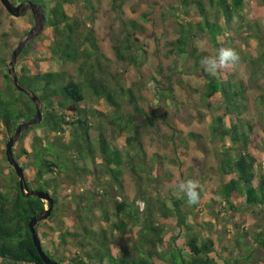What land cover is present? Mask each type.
<instances>
[{
	"label": "trees",
	"instance_id": "1",
	"mask_svg": "<svg viewBox=\"0 0 264 264\" xmlns=\"http://www.w3.org/2000/svg\"><path fill=\"white\" fill-rule=\"evenodd\" d=\"M11 1L14 3V0ZM31 1L43 8L45 25L52 31L53 38L48 46L50 54L71 62L76 68V78L62 71L36 72L30 61L20 64L16 70L18 81L37 95L42 110L41 122L25 129L17 140L24 138L34 128L42 127L55 135L64 134L66 127L70 129L69 141L60 145L61 148L55 147L53 151L51 140L42 142V138L34 135L31 151L21 147L15 157L18 162L21 155L32 157L30 162L36 168L38 178L35 181L38 184L36 189L48 191L54 200L51 214L36 225V230L45 221H52L56 216L58 202L55 194L58 184L52 187L50 183L57 182V178L44 176L45 174L65 172L62 167L66 168L67 164L76 166L77 173H85L84 170L88 169L85 166L86 161L94 162L98 153L105 168L104 172L109 177L107 184L97 181L93 183V188L86 191H80L74 186L70 194V201L74 203L70 228L56 229V220L52 221L53 226L46 227L52 232L54 229L57 231V245L60 251L57 246L48 248L52 241L50 240L48 245L39 235L44 252L58 264H155V259L165 264H218L215 254H212L215 252V241L210 236H201L200 232L195 230V219L193 223L188 219L190 214H195V209H199L201 199L198 205L193 206L184 205V196H172L167 202L168 199L162 198L159 193L154 196L145 193L139 185L137 196L132 201L117 200L111 195L112 191L122 196L123 168L130 171L137 184L143 180V175L150 174L145 170L147 159L140 138L142 126L136 117L144 114L149 125L153 123V118L164 115L156 113L155 110H152L151 116L146 115L138 103L137 92L140 83L134 82L125 86L121 83V74L109 70L110 59L101 52L94 27L91 25L95 19L93 1ZM121 1L123 0H110L112 9H119ZM180 2L186 10L190 5H194L200 19L191 16L189 21L188 12L184 11L187 18L182 16L181 22L177 23L176 35L165 43L168 47L166 56H190L192 72L198 68L201 70L203 85L197 90L200 100L209 108H214L213 103H218L217 107L223 110V115L213 116L209 125L211 136L222 142L217 153V171L222 179L210 199L214 213L238 211V199H242L248 208H264V175L257 176L255 173L257 140L252 133V123L242 117L247 108L243 79L237 75L234 67L222 70L216 76H209L200 65L205 53L197 51L191 44L192 39L202 33L213 47L214 55H217L221 48H234L240 54V61L247 63L250 75L255 80L257 74L264 73V30L260 29L257 23L250 24L246 18L243 10L248 0ZM262 2L264 7V0ZM71 4H74L77 10L69 14L65 6ZM145 17L146 14L141 16L142 19ZM245 25L248 29L246 35L255 39L259 48L256 55L249 53L247 44L241 49H236L232 43ZM122 27V36L111 34L112 51L119 63L124 62L138 70L144 67L145 62L139 55L145 52L141 47L143 43L137 45L139 39L135 33L142 32L143 28L134 19L127 20ZM27 45L23 47L17 64L27 53ZM139 51H142V54ZM7 67L8 60L0 56V71L6 81L4 87L0 88V123L4 127L6 138L14 132L20 122L30 119L35 113L34 103L17 90ZM159 72L160 66L157 69V73ZM150 76L156 83L154 90L161 101L175 97L171 75L165 76V82L155 80L151 74ZM86 91L94 100L103 99L110 110L103 112L87 105L81 106L80 103L86 99ZM69 105L76 110L67 112L65 109ZM224 115H234L235 121L227 126ZM104 124L112 126L113 141L114 133L127 134L124 139L125 150L112 143L106 135ZM93 125L98 130L95 140L97 150L89 134ZM189 134L191 137L196 136L194 132ZM225 138L229 143L224 142ZM130 150L133 151L132 154ZM62 151L67 153L65 157ZM4 179L10 184L4 186V189L0 186V264H45L32 242L28 221L32 216L39 214L45 203H48L36 196L22 194L15 173ZM72 180L75 182V179ZM138 199L142 203L141 208L136 203ZM109 205L112 207L113 219L108 211ZM170 221L174 227L179 228L171 235L170 244L180 235L179 230L183 227L188 248L186 252L180 247L162 248ZM236 227L240 228V231L237 230L231 237L233 244L228 249L229 255L221 256L222 264H264V229L248 234L249 230L245 227ZM46 228L42 232L43 236L49 234ZM243 249H246L248 254L243 255ZM253 256L261 257L258 263L249 262Z\"/></svg>",
	"mask_w": 264,
	"mask_h": 264
},
{
	"label": "rangeland",
	"instance_id": "2",
	"mask_svg": "<svg viewBox=\"0 0 264 264\" xmlns=\"http://www.w3.org/2000/svg\"><path fill=\"white\" fill-rule=\"evenodd\" d=\"M92 1L95 19L91 25L94 27L101 52L110 59L108 63L110 65L109 70L113 71V73L118 71L121 74V83L125 86H129L134 82L140 83L139 91L137 92L139 95L138 103L146 115L149 116L152 110L164 115L153 118V123L149 125L145 121L144 114L136 117L142 126L140 138L147 159L145 170H148L150 174L143 175V180L137 184L132 178L130 171L123 168L122 196L120 194L116 195L112 191L111 195L115 196L117 200L126 199L132 201L137 196V187L139 185L145 193L151 196L159 193L162 198H167V202H169L172 196L183 197L181 193L176 191V185L180 181L187 179L199 180L202 203L199 205V209L193 211L195 214H190L188 219L191 223L195 219L196 225L194 226L193 224V226L195 230L200 232L201 236H210L215 241V252L212 254H215L217 263L222 264L221 256L229 255L228 249L233 244L231 237L237 230L240 231V228H237L236 225L245 227L249 230L247 231L248 234H251L252 231L258 233L264 229V208H248L244 205L242 199H238L236 201V204L239 206L238 211L226 210L223 213H214L210 199L213 191L219 187L222 179H220L217 171V153L222 142L211 136L209 125L213 116L223 115V110L217 107L218 103H213L214 108H209L200 100L197 90H200L203 85L201 70L198 68L192 72V58L190 56L187 54H182L178 57L174 55L166 56L168 47H166L165 43L176 35L177 23L181 22L183 15L186 17L184 13L186 8H184L180 0H123L119 9L114 7L112 9L110 0ZM16 2L14 0V3ZM65 8L69 14L77 10L74 4L66 5ZM188 8L186 10L188 18L192 16L195 19H200L194 5H190ZM243 11L246 18L249 19L250 24L257 23L259 24V28L264 30V7L262 0H248ZM143 14H146L144 19L141 18ZM130 19H134L140 23L143 28L142 32L135 33L139 39L137 45L143 43L141 47H143L145 52L143 54L145 58L143 55H139L140 59L145 63L144 67L138 70L124 62L119 63L116 60L114 51H112L111 34L122 36V24ZM33 24L31 11H25L24 14L14 17L0 3V56L5 57L9 61L12 50L27 31L32 28ZM247 30V25H245L238 32L232 43L236 49H241L247 44L249 53L256 55L259 53V48L256 40L246 35ZM52 38L53 35L50 27H46L44 24L41 33L26 43L28 44L27 53L20 60L19 64H17V61L21 52L17 56L15 70H18L20 64L30 61L34 65L33 70L36 72L62 71L66 75L76 78L74 64L58 59L50 54L48 46ZM191 44L196 47L197 51L204 52V56L215 54L207 37L202 33L193 38ZM139 53L142 54V51H139ZM159 66L161 67V72L157 73ZM234 68L237 75L243 79L245 85L247 108L243 112L242 117L252 123V133L255 134L254 137L257 140L255 147V154L257 156L255 173L257 176H261V174L264 175V73L257 74L255 80H253L247 63L240 61ZM150 74L153 75L155 80L162 82L166 81L165 76L167 74L171 75L175 97L164 102L161 101L156 95L157 93L154 90L156 83L150 78ZM5 82L2 71H0V88L4 87ZM87 92L86 99L80 103L81 106L87 105L103 112L110 110L103 99L94 100ZM16 93L18 94L17 91ZM65 110L67 112H74L76 109L72 105H69ZM96 120L95 118L94 125H96ZM224 121L229 126L235 121V116L224 115ZM94 125L90 128L89 134L97 150L95 140L98 130ZM104 125L106 135L109 136L112 143L116 146H121L125 150L124 139L127 134L118 135L114 133L113 141L111 136L112 126L108 124ZM69 130L66 127L62 135L52 134L42 127L30 130L24 138L16 140L14 143V158L21 147H24L29 152L31 151V141L34 135L42 138V142L46 139L51 140L53 151L55 147L57 149L61 148L60 145L69 141ZM189 132H194L196 136L191 137ZM5 135L4 127L0 123V186L2 189H4V186L10 184L4 178L10 177L14 173L4 155L5 144L7 142L5 141L7 139ZM183 140L186 142L184 143ZM224 142L226 144L229 143L227 138L224 139ZM62 153L64 157L67 155L64 151ZM130 153L132 154L133 151L130 150ZM30 160H33L32 157L25 155L19 157V163L24 169L28 187L36 189L38 186L35 182L38 179L36 168L33 167ZM85 166L88 168L86 171L84 170L85 173H77L76 166L67 164L65 165L66 168L62 167V170H65V172L47 173L44 175L57 178V182L53 181L50 183L52 187L58 184L55 194L58 203L56 216H54L56 229L70 228L73 222L71 216L74 215L72 213L74 203L72 200L70 201V194L74 186H77L80 191H86L93 188V183L97 181L107 184L109 180L108 175L104 172L105 168L101 164L98 153L94 162L87 160ZM146 178L148 179L146 180ZM72 179H75L76 184ZM136 203L139 204L140 208L142 207L140 199ZM184 205L187 206V203ZM45 206H47L46 203ZM108 211L110 212L111 219H113L111 205H109ZM52 221L47 220L39 226L37 229L38 234L43 237L42 240L46 244L49 245L50 240L52 241L48 248L52 249L54 246H57V250L60 251V247L57 245V231L54 229L52 232L50 228H46L53 226ZM168 226L162 248L180 247L186 252L188 248L185 243V230H182L183 227L179 230L180 235L170 244L171 235H174L179 228L174 227L171 221L168 223ZM44 228L49 232L46 236L42 234ZM242 254L246 255L248 251L243 249ZM260 258L253 256L249 262L258 263L257 261ZM259 263L262 262L259 261ZM155 264L165 263L159 259H155Z\"/></svg>",
	"mask_w": 264,
	"mask_h": 264
},
{
	"label": "water",
	"instance_id": "3",
	"mask_svg": "<svg viewBox=\"0 0 264 264\" xmlns=\"http://www.w3.org/2000/svg\"><path fill=\"white\" fill-rule=\"evenodd\" d=\"M0 3L4 7V9L12 16L18 17L25 11H31L33 16L34 24L32 28H30L27 33L23 36V38L18 42L17 46L12 50L10 59L8 61L7 72L9 76L12 78V81L17 88V90L23 92L35 105V113L33 117L30 119L20 122L15 128L14 132L8 136L7 142L5 144V158L9 164V166L14 171L17 181L19 191L24 195H32L40 198L43 201L48 203L47 206L37 215L32 216L28 221V228L31 234L32 242L41 257L42 261L45 264H58L55 260H52L42 249L41 240L39 234L36 230V225L49 217L51 211L53 209L54 200L48 191L42 189H30L25 180L24 169L21 164L14 158L13 156V145L16 140L20 137L21 133L27 129L28 127L39 123L42 120V110H41V102L35 93L30 91L28 88L22 86L18 81L15 63L17 61V56L22 51L23 47L26 43L32 40L34 37L39 35L44 28L45 24V16L43 12V8H41L38 4L31 0H23L17 4L11 2V0H0Z\"/></svg>",
	"mask_w": 264,
	"mask_h": 264
},
{
	"label": "clouds",
	"instance_id": "4",
	"mask_svg": "<svg viewBox=\"0 0 264 264\" xmlns=\"http://www.w3.org/2000/svg\"><path fill=\"white\" fill-rule=\"evenodd\" d=\"M240 54L234 48H221L217 55L204 56L200 60L202 69L209 76H216L222 70H229L240 62ZM176 191L186 197L188 206L198 205L201 199V184L199 180L187 179L176 185Z\"/></svg>",
	"mask_w": 264,
	"mask_h": 264
},
{
	"label": "flooded vegetation",
	"instance_id": "5",
	"mask_svg": "<svg viewBox=\"0 0 264 264\" xmlns=\"http://www.w3.org/2000/svg\"><path fill=\"white\" fill-rule=\"evenodd\" d=\"M21 1H23V0H21ZM21 1H17L16 3H14V4H17V3H19V2H21ZM12 2V1H11ZM22 14H24V13H22ZM32 18H33V16H32Z\"/></svg>",
	"mask_w": 264,
	"mask_h": 264
}]
</instances>
